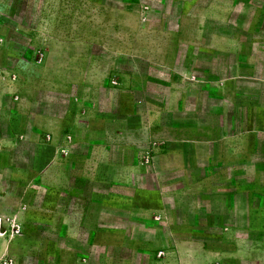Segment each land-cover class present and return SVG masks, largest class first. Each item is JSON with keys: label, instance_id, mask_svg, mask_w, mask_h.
<instances>
[{"label": "crops", "instance_id": "obj_1", "mask_svg": "<svg viewBox=\"0 0 264 264\" xmlns=\"http://www.w3.org/2000/svg\"><path fill=\"white\" fill-rule=\"evenodd\" d=\"M220 4L211 0L204 6L212 8V15H202V24L209 18L225 22L216 11ZM121 6L129 7L126 1ZM234 7L229 0L227 13ZM257 19L246 31L247 40L235 33L214 34L218 42L213 47L223 39L231 65L227 76L213 81L215 93L206 103L212 107L196 112V119L201 112L212 116V124L189 123L185 90L177 84L167 91L163 105L153 96L148 100L152 131H138V115L130 112V98L124 94L125 88L146 81L135 75L127 79L124 71H115L114 60L93 63L91 45L80 49L73 43L87 36L92 40L91 35L54 33L58 55L68 60L54 68L72 75H58L50 87L81 92L63 112L33 111L28 101L27 109L10 113L34 121L36 131L21 136L36 147L28 165L35 174L29 188L34 185L43 193L36 203L13 197L20 200L13 206L22 234L7 244L15 246L18 240L36 248L37 264H264V27ZM4 40L13 54L12 39ZM188 55L193 51L187 50L184 57ZM95 70L106 75L94 81ZM111 70L118 91L115 112L102 111L89 90L113 89L106 77ZM10 78L4 87L8 92L16 87L15 76ZM190 126L197 131H189ZM14 134L7 143L11 146ZM150 141V156L140 161V144ZM239 199L245 201L240 223Z\"/></svg>", "mask_w": 264, "mask_h": 264}, {"label": "rangeland", "instance_id": "obj_2", "mask_svg": "<svg viewBox=\"0 0 264 264\" xmlns=\"http://www.w3.org/2000/svg\"><path fill=\"white\" fill-rule=\"evenodd\" d=\"M123 1L129 5L128 8L121 6ZM209 1L0 0V82L3 83V87H0V215H3L0 220V264H37L39 258L34 247H24L18 240L16 247L7 244L14 237L19 239L22 234L16 228L19 222L16 216L18 208L13 206L20 200L16 201L13 197L27 201L33 198L36 203L43 193L41 188L34 185L29 188L28 180L34 178L35 174L29 172L31 168L28 165L35 159L36 147L34 144L28 145L27 136H21L24 131H36L34 121L22 119L19 113L13 118L10 113L27 109L28 101L32 103L33 111L50 109L63 112L68 109L73 97L81 92L76 87L68 93L50 87L58 75H72L70 72H57L54 68L68 64L67 57L59 56L56 51L58 41L53 39L54 33L62 31L91 35L92 40L87 36L86 41L74 40L73 43L80 49L91 45L93 63L102 65L114 60L115 71H124L129 75L127 79L135 75L138 80L146 81V85L129 86L124 91L125 96L130 98L128 109L138 115L134 120L135 124L140 125L138 131H152L147 124L148 100L153 96L157 103L163 105L161 102L167 96V91L177 84L183 85L182 89L185 90L184 116L188 117L189 123L194 121L193 125L196 122L209 125L213 117L201 112L199 119H196V112L200 108L207 112L206 108L212 107L206 103L212 101L215 93L213 81L227 76L231 65V57L224 50V40H220L218 47H213V43L218 42L213 39L214 34L235 33L239 40H247L246 31L255 19L258 18L257 24L264 27V0H231L235 1L231 14L227 13L229 0H220V8L216 11L221 12L222 18L226 17L225 22L223 19L209 18L202 24V15H212V8L204 7ZM184 2H187L186 6ZM260 33L258 29L255 34ZM41 37L46 38L41 40ZM4 38L12 39L13 54H8ZM28 40L30 43L35 40L38 44L28 46ZM187 50L194 53L188 55V59L184 57ZM116 51L121 54L115 56ZM81 59L83 57L78 62ZM187 65H192L188 71ZM79 74L77 71L73 73L76 76ZM10 75L16 78L15 92L4 90ZM103 75L106 73L100 70L92 72L94 81L102 79ZM114 75L111 70L106 76L113 89L109 86L89 89L92 90V97L99 99V104L102 103L99 106L102 111H116L118 91ZM217 101L213 106L215 112L220 110ZM179 116L180 113H177L175 118ZM190 127L189 131H197ZM13 134L17 136L15 144L11 146L7 143ZM151 143L140 144L143 151L140 161L145 162L149 158ZM244 202V199L238 201V223L243 221ZM12 227L14 230H11ZM64 258L71 260L69 254ZM247 264L260 263L254 260Z\"/></svg>", "mask_w": 264, "mask_h": 264}]
</instances>
